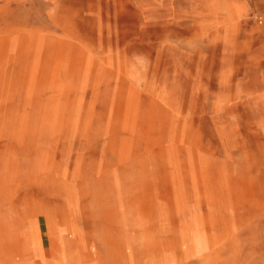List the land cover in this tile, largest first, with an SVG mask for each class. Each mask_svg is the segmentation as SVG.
<instances>
[{"label":"rangeland","instance_id":"obj_1","mask_svg":"<svg viewBox=\"0 0 264 264\" xmlns=\"http://www.w3.org/2000/svg\"><path fill=\"white\" fill-rule=\"evenodd\" d=\"M264 264V0H0V264Z\"/></svg>","mask_w":264,"mask_h":264},{"label":"crops","instance_id":"obj_2","mask_svg":"<svg viewBox=\"0 0 264 264\" xmlns=\"http://www.w3.org/2000/svg\"><path fill=\"white\" fill-rule=\"evenodd\" d=\"M128 264H131L130 262H127Z\"/></svg>","mask_w":264,"mask_h":264}]
</instances>
